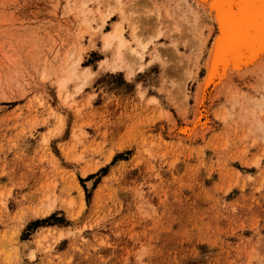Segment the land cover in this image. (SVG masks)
<instances>
[{"label":"rangeland","instance_id":"rangeland-1","mask_svg":"<svg viewBox=\"0 0 264 264\" xmlns=\"http://www.w3.org/2000/svg\"><path fill=\"white\" fill-rule=\"evenodd\" d=\"M82 1L0 0V264H264V65L198 102L214 25Z\"/></svg>","mask_w":264,"mask_h":264},{"label":"bare ground","instance_id":"bare-ground-1","mask_svg":"<svg viewBox=\"0 0 264 264\" xmlns=\"http://www.w3.org/2000/svg\"><path fill=\"white\" fill-rule=\"evenodd\" d=\"M180 3L182 4L183 7L182 11H184L183 13L180 11V13H182L181 16L184 19H187L188 15H190L193 21L191 22V20L190 19L189 20L193 25H195L196 22L198 21L201 22L204 26L206 25L207 27V24L209 23L211 25H214L216 30V35L212 39L213 41L210 44V47L207 52L208 55L206 57L205 65H204L205 76L203 77L202 83H200V87L198 90L199 91L198 92L199 95L197 96L198 102H200V96L202 95L207 84H209L212 81V79H214V77H216L218 81L216 80L217 82H214L213 88L219 85L222 80L224 81L226 80L225 85L223 86H226L227 84L229 85L228 83L230 80L229 78H231V75L234 73H237L238 75L241 76L243 75L245 76L247 72L251 73L252 70L254 72L256 71L257 68H259V70L262 69L261 66L264 65V45H262L261 43V22H260L261 0H250L251 8L246 10L240 19H235L232 15L233 6L237 3V0H191V3H189L188 0H181ZM82 5L83 6L86 5L85 0L82 1ZM87 12H88L87 9L83 10L82 11L83 16H85ZM165 12H168V10ZM177 13H179V11ZM111 15H112V10L106 13H100L101 24H98L95 29L98 34L102 33L103 23ZM201 16L204 17L199 20ZM167 19L170 18L168 17ZM177 25H179V21ZM194 34L196 38L194 37L195 41L194 39H192L193 40L192 42L194 43L196 42V44L197 42H199L201 44L202 43L201 32L197 29H194ZM130 36L131 39H127L125 37L124 28L121 24V21L114 22L113 27L109 31L103 34L102 41L104 48L109 49L112 45H114V53H113L112 61L116 65H120L122 62L126 60V58H129L130 56H132L133 59H135L136 63L138 64L142 59V52H139L136 49V46L132 45V41H133L137 46H143L142 42L140 43L139 41H137V37L135 35V29H133L132 32H130ZM185 38H189V37H185ZM152 54L154 56H158L159 54L158 49L157 48L154 49ZM195 57L196 58H194V60H197V55ZM86 71L87 69L84 70V73ZM131 74H133V70L128 71V76ZM72 77H76L75 70L73 68L70 70L68 74L69 79H71ZM152 99L155 100V98ZM164 115H166L167 117L168 115L167 112H164ZM187 129L188 128L186 127H182L180 129V132L184 134L187 132Z\"/></svg>","mask_w":264,"mask_h":264},{"label":"snow or ice","instance_id":"snow-or-ice-1","mask_svg":"<svg viewBox=\"0 0 264 264\" xmlns=\"http://www.w3.org/2000/svg\"><path fill=\"white\" fill-rule=\"evenodd\" d=\"M251 8L250 0H237L233 6L232 15L235 19H240L244 12ZM260 22H261V43L264 45V0H261L260 8Z\"/></svg>","mask_w":264,"mask_h":264}]
</instances>
